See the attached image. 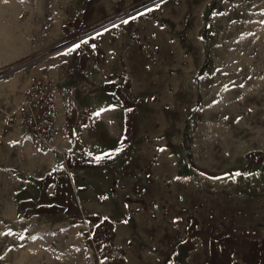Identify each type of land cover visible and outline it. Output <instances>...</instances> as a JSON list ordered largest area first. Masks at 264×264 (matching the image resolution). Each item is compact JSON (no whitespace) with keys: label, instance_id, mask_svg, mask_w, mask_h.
Here are the masks:
<instances>
[{"label":"rangeland","instance_id":"obj_1","mask_svg":"<svg viewBox=\"0 0 264 264\" xmlns=\"http://www.w3.org/2000/svg\"><path fill=\"white\" fill-rule=\"evenodd\" d=\"M33 75L76 85L96 113L98 136L81 152L119 166L136 144L163 183L153 196L169 193L115 224L187 226L243 203L241 176L264 155L250 153L264 150V0H0V264H106L84 227L96 221L35 193L51 178L25 130L6 122ZM147 253L126 264H152Z\"/></svg>","mask_w":264,"mask_h":264},{"label":"crops","instance_id":"obj_2","mask_svg":"<svg viewBox=\"0 0 264 264\" xmlns=\"http://www.w3.org/2000/svg\"><path fill=\"white\" fill-rule=\"evenodd\" d=\"M95 120L96 126L85 131L76 145L60 138L49 151L41 152L30 144L33 153L43 159L39 172L51 178L46 185L38 182L33 189L35 193L44 190L50 200L48 207L57 208L59 214L68 215L71 210L74 217L96 221L84 227L94 235V249L99 258L108 259L106 264H126L130 256L145 257L150 250L152 264H164L163 256L169 254L171 245L175 251L168 264H264V155L251 158L249 169L241 176L240 187L245 190L240 195L242 204L227 202L225 209H208L203 217L192 216L187 226L185 221L177 226L119 225L115 224L116 216L133 217L147 212L149 208H138V203L168 200L169 193L165 197L153 196L154 185L163 183L154 177L152 165L142 164V150L136 144L125 148L129 151L127 160L119 166L98 165L104 156H98L96 151L81 152L77 146L80 142L98 136V132L93 133L97 128L96 113ZM254 151L264 154L261 149L250 153ZM182 195L176 199H188ZM59 197H64L65 203L59 202ZM187 232L191 234L189 238ZM129 243L134 247H126ZM147 243L155 245L148 249L144 245Z\"/></svg>","mask_w":264,"mask_h":264},{"label":"built area","instance_id":"obj_3","mask_svg":"<svg viewBox=\"0 0 264 264\" xmlns=\"http://www.w3.org/2000/svg\"><path fill=\"white\" fill-rule=\"evenodd\" d=\"M78 93V87L66 81L30 76L6 122L25 130L30 144L41 152L49 151L60 138L76 145L85 131L96 126L95 113L79 103Z\"/></svg>","mask_w":264,"mask_h":264},{"label":"water","instance_id":"obj_4","mask_svg":"<svg viewBox=\"0 0 264 264\" xmlns=\"http://www.w3.org/2000/svg\"><path fill=\"white\" fill-rule=\"evenodd\" d=\"M80 24H81V15L78 14L73 22V26L79 28ZM74 27H71V28H74Z\"/></svg>","mask_w":264,"mask_h":264}]
</instances>
